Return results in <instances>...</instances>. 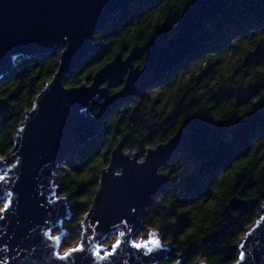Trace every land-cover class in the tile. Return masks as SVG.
<instances>
[{"label": "trees", "instance_id": "1", "mask_svg": "<svg viewBox=\"0 0 264 264\" xmlns=\"http://www.w3.org/2000/svg\"><path fill=\"white\" fill-rule=\"evenodd\" d=\"M188 2L143 0L121 9L94 34L98 49L71 71L64 85L91 80L117 53L124 57L132 48H142L163 24L174 34ZM203 28L209 32L193 51L112 111L99 133L73 150L55 170L57 193L71 197L62 249L78 241L79 224L94 195L99 171L121 138L125 137L123 151L143 154L144 148L166 142L187 115L200 112L213 126L207 144L184 148L171 163L161 166L160 171L168 173L169 185L144 212L140 232L158 230L163 243L171 245L172 256L182 257L183 264L199 260L234 264L238 242L264 202V48L258 47L264 45V2L232 0ZM237 37L245 39L237 43ZM59 52L19 58L0 81V157L12 148L24 111L55 72ZM144 56L141 53L134 65L141 66ZM123 79L119 76L109 83L110 94L120 89ZM237 80L242 88L235 87ZM213 187L220 189L219 195ZM231 199L257 203L245 211H227ZM189 232L192 235L185 240Z\"/></svg>", "mask_w": 264, "mask_h": 264}, {"label": "water", "instance_id": "2", "mask_svg": "<svg viewBox=\"0 0 264 264\" xmlns=\"http://www.w3.org/2000/svg\"><path fill=\"white\" fill-rule=\"evenodd\" d=\"M142 1L0 0V81L19 58L48 55L60 49L55 72L36 94L30 109L24 111L12 148L5 157H0V175L8 168L13 169L7 173L9 179L0 183V216L5 217L0 220V257L5 264H160L173 257L171 245L163 243L158 230H151L146 241H137L151 247L149 242L159 239L165 245L151 254L144 249L137 251L131 242L139 234L144 212L169 185L161 166L171 163L184 148L207 144L213 126L200 112L187 115L167 143L144 148L142 159L138 150L123 151L125 137L117 142L107 165L99 171L94 195L79 224L78 241L73 248L83 243L84 250L73 253L67 260L57 258V253L63 255L72 249H62L66 231L60 228L70 216L71 197L57 195L54 178L57 167L73 150L99 133L112 111L145 91L193 51L209 32L203 28L204 24L209 26L232 2L189 0L174 34L170 35L163 24L142 48H132L124 57L117 53L111 63L105 64L108 67L96 71L91 80L65 86L71 71L98 49L94 34L101 32L121 9ZM65 47L67 53L61 54ZM143 52L142 65H134ZM119 76H124L122 85L110 94L109 83ZM138 109L139 103L135 110ZM139 160H144V164ZM14 162L18 167H13ZM117 172L121 175L117 176ZM8 193L12 203L5 212ZM256 203L231 199L226 210L245 211ZM97 221L99 226H93ZM125 221L129 230L121 237ZM56 230L60 233L53 235ZM112 234H117L122 243L112 249L115 241L104 250L102 244ZM245 241L242 264H264V202L238 244ZM5 247L7 251H3ZM97 250L104 259L95 255ZM109 250L114 254L106 255ZM197 264L207 263L199 260Z\"/></svg>", "mask_w": 264, "mask_h": 264}, {"label": "snow or ice", "instance_id": "3", "mask_svg": "<svg viewBox=\"0 0 264 264\" xmlns=\"http://www.w3.org/2000/svg\"><path fill=\"white\" fill-rule=\"evenodd\" d=\"M186 6L187 5L185 4V7ZM250 38L251 37H248V39H250ZM96 39H100V37L97 36ZM241 39H245V38L244 37H237V41L236 42L239 43V41ZM258 47L264 48V45H260ZM67 51H68V48L65 47V48L62 49V53L61 54L67 53ZM251 51L252 52H256L257 49H252ZM107 67H108V65H102V67L100 69H98L97 71L98 72H102ZM105 87H107V85H105ZM122 91H123V89H122ZM21 131H23V129H21ZM165 143H167V142H165ZM157 147H159V146H157ZM153 150H155V149H153ZM138 162L140 164H144L145 161L144 160H139ZM262 166H264V165H262ZM13 167H18V163L14 162L13 163ZM93 167H95V165H93ZM240 167L241 166H238L237 167V171H239V168ZM12 170H13L12 168H8L7 169V172H5L3 175H0V183H2L4 181H6L7 179H9L7 173L8 172H11ZM116 175L119 176V175H121V173L117 172ZM163 175L168 176V173H164ZM213 191H215L217 193V195L220 194V189L217 188V187H213ZM9 197H11V193H8L5 196L6 204H5V208L3 209V211H5V212L11 207L12 201H11V199H9ZM133 211H135V210L133 209ZM4 218H5L4 216H0V220H3ZM172 223H177V221L176 220H173ZM124 224H125V231H121L120 232V236L121 237L125 236V232L129 230L128 229V222L125 221ZM93 226L98 227L99 226V222L98 221L97 222H94V225ZM191 235H192V233L189 232L188 235L184 237V239L185 240L188 239V237L191 236ZM248 235H251V234L249 233ZM93 239H94V237H93ZM246 242L247 241L238 244V246H237L238 256L235 259L234 264H242V262L245 260V252L243 251V249L245 248ZM121 243H122V241L119 240V239H117L116 242L112 245V249H116V248L120 247ZM149 243L152 245L151 247H149L148 245H145L143 243H139V242H136V241H132L131 242V247L134 248V249H136L137 251H139L141 249H144L149 254H151L154 251V249L155 250H159V249H162L163 247H165V245L163 243H161V241L159 239H156L154 241H150ZM168 243H171V241H168ZM83 250H84V246H83V243H81L77 247L70 249L68 252H65L63 255H60V254L57 253V258L60 259V260H67L70 256H72L73 253H75L77 251H83ZM3 251H7V247H5L3 249ZM113 254L114 253H113L112 250H109L106 253V255H113ZM95 255L100 256L101 259H104L105 258V256H102L101 255L100 250H97L95 252ZM180 255H183V253H181ZM0 264H5V261H4L3 257H0ZM175 264H182V261L181 260H175Z\"/></svg>", "mask_w": 264, "mask_h": 264}, {"label": "rangeland", "instance_id": "4", "mask_svg": "<svg viewBox=\"0 0 264 264\" xmlns=\"http://www.w3.org/2000/svg\"><path fill=\"white\" fill-rule=\"evenodd\" d=\"M233 83L235 84V87H237V88H242V87H243V84L240 82V80H239V81L237 80V81H235V82H233ZM135 151H137V150H135ZM145 151H146V150L143 149V154H142V151H141V150H138V153H139V159H142V158H143ZM124 152H127V150L124 151ZM132 152H133V151H130V153H132ZM57 195H59V194L57 193ZM0 207H1V205H0ZM62 229H64V224H62L60 230H62ZM60 230H56V231L53 233V235H58V234L60 233ZM140 230H141V229H140ZM65 231H66V230H65ZM149 232H150V231H146V232L141 233V232L139 231V234H138V236L135 237V240H134V241L137 242L139 239H140L139 242H142V240L146 241V240L148 239V233H149ZM65 236H66V235H65ZM65 236L63 237V241H64ZM116 240H117V234H112V235L108 238V240H106V241L103 242L102 246H103L104 250H108V249L110 248V246H111ZM76 244H77V241H75L74 243L70 244L67 248H64L63 251H66V250L69 249V248H73L74 246H76ZM179 258H180V257H178V258L171 257L169 260H167V261H163V262H161L160 264H174V263H175V260H178ZM181 261H182V260H181ZM182 264H183V263H182ZM196 264H197V263H196Z\"/></svg>", "mask_w": 264, "mask_h": 264}, {"label": "bare ground", "instance_id": "5", "mask_svg": "<svg viewBox=\"0 0 264 264\" xmlns=\"http://www.w3.org/2000/svg\"><path fill=\"white\" fill-rule=\"evenodd\" d=\"M65 229V228H64Z\"/></svg>", "mask_w": 264, "mask_h": 264}, {"label": "built area", "instance_id": "6", "mask_svg": "<svg viewBox=\"0 0 264 264\" xmlns=\"http://www.w3.org/2000/svg\"><path fill=\"white\" fill-rule=\"evenodd\" d=\"M135 240V239H134Z\"/></svg>", "mask_w": 264, "mask_h": 264}]
</instances>
